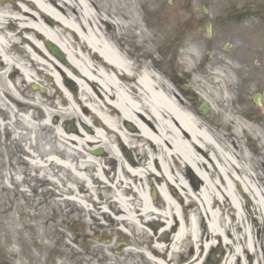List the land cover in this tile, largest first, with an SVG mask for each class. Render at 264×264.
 Instances as JSON below:
<instances>
[{
  "label": "bare ground",
  "instance_id": "6f19581e",
  "mask_svg": "<svg viewBox=\"0 0 264 264\" xmlns=\"http://www.w3.org/2000/svg\"><path fill=\"white\" fill-rule=\"evenodd\" d=\"M11 1L10 5L9 0L0 3V84L7 85L8 73L17 75L19 90L20 85L37 81L36 75L49 73L51 62L58 61L43 42L51 44L65 60L66 65H60L71 73L67 78L60 72L54 82L76 84L79 98L75 103L84 112L75 114L62 99L66 111L62 115L73 116L86 129L83 116H90L94 126L76 135L55 129L53 141L65 152L28 151L31 149L26 144L20 146V167L27 157L34 166L46 163L72 178L63 183L67 185L62 190L72 196L71 201L60 199L46 205L53 211L65 203L71 213L70 204L76 203L80 211L87 209L91 215L110 219V214L111 227L126 228L124 232L133 237L124 254L127 259L117 262L106 257V264H201V255L213 247L214 240L227 250L223 264H263L264 254L258 250L253 232L259 226L264 231V140L255 144L264 128L253 127L233 104V77L241 67L214 54L206 73L192 79L199 101L208 102L210 115L220 119L212 123L197 113V103L185 100V92L171 87L170 77L155 70L152 54L164 61L162 48L153 47L159 42L157 36L148 41L142 32L136 35L141 31L137 6L145 10V0H19L20 6ZM171 33L167 23L161 34L166 37ZM139 38L140 47L148 44L149 49L143 53L128 50L129 40ZM203 51L202 44L191 40L185 51L187 65L192 67ZM147 59L152 60L151 66ZM64 90L70 92L67 87ZM260 105L264 113V97ZM51 107L58 108L53 102ZM23 121L27 124V117ZM120 122L132 125V131L121 129ZM13 127L8 124L10 131ZM16 135L18 140L23 138L21 133ZM241 140L253 142L255 150ZM97 145L106 149L104 162L116 169L111 177L113 187L108 188L104 180L111 172L100 171L102 156L95 157L92 149L87 150ZM124 149L136 159L124 161ZM71 156L77 157L76 163ZM51 170L55 173L53 167ZM12 173L15 177L21 174L19 168ZM193 175L198 185H192ZM50 186L54 195L59 192L56 184ZM97 187L111 195L98 197L96 202L78 196L84 192L97 198ZM41 193H47L45 184ZM49 211L45 207L37 212L35 233L39 236L43 225V233L55 227L46 222ZM12 213L18 220L9 218L3 225L7 233L17 235L24 213L15 204ZM154 225L159 226L158 234L148 235L145 229ZM58 228L66 237L68 231L60 225ZM73 256L79 264L94 262L93 258H77L76 253L68 257ZM133 258L138 261L133 263Z\"/></svg>",
  "mask_w": 264,
  "mask_h": 264
},
{
  "label": "rangeland",
  "instance_id": "374dc122",
  "mask_svg": "<svg viewBox=\"0 0 264 264\" xmlns=\"http://www.w3.org/2000/svg\"><path fill=\"white\" fill-rule=\"evenodd\" d=\"M145 1L147 4L145 10L139 5L137 6L138 22L140 24L141 31H137L136 35L138 36L139 32H142L147 37L148 41L153 40L157 36L159 42L155 46H153L154 49H156L155 47L158 46V44L163 43L161 51L163 52V54L168 55V57L164 58V61L161 63L159 61L158 55H156L155 52L152 54L153 60L156 62L157 65V68H155V70L157 72L165 73L168 78L170 77L172 81H174L176 85H179L181 83H186L187 85H189L187 88L188 90L185 92L187 95H192L193 99H186V101H188L190 104L197 103L194 105L197 113L202 117L208 118V120L212 123H217L220 119L217 116H211L210 114H212V111L208 110L209 112L207 113V115H202L198 112V107L205 102L199 101V96L197 95L196 90L194 89L191 82L197 74L206 73V71L208 70L209 63L211 61V57H213L214 54L217 55L219 59L227 57L229 61H231V63H234L235 65L241 67V71L236 73L233 77V104L235 103L234 106L236 105V107L241 108L242 112L251 120L250 123L253 127L264 128V113H262V111L260 110L263 107H254L251 103V98L255 93H260L264 97V0ZM229 5L233 6L236 10L240 12L242 7L247 8V12H249L250 15H247L246 17L242 15V18L238 20V24L231 23L228 24L226 27L219 26L217 28H214V32L210 38L211 40L206 39L202 20H210L211 18L213 19L215 16H217L216 14L218 13V10H223ZM203 6L208 9V16H202L201 10ZM112 22L114 23V21ZM147 23L149 24L148 27L145 26V24L147 25ZM167 23H170L173 32L169 36L165 37L161 34V31H163ZM218 23L219 25H222V19ZM157 31L159 33L156 34ZM191 40H196L200 44H202L204 51L202 52L196 63L192 67H189L185 61V51L188 43ZM140 46V38L138 40H129L128 42V50H136L139 53H143L146 52L147 49H149L148 44L145 45L146 47ZM246 46H250L255 49H260L262 51L261 56H257L252 50H250L249 52L247 50H243L242 47ZM178 49H180V51H178ZM151 61H146L147 65L151 66ZM60 64L61 63L59 61L56 63L51 62L49 66L51 71L49 73H46V75H36L35 79L37 81H34L33 84L24 83L20 85L19 90L17 89L18 86L16 85L19 80V77L17 75L11 76L9 78L10 83H7V79L5 78L4 82L7 83V85L0 84L1 87H5L9 91L11 86V95L13 96V98L11 99L12 104L10 105V109L7 106L9 104L6 101V106L10 110L9 112L11 114H0V125L8 126V124H21L22 128L20 129L24 134V137L21 142L24 144L28 143V149L30 148L32 150H40L42 152H48L52 149L55 151L63 150L65 152L63 148L58 146V144L54 143L53 141L55 129L60 130L62 133L64 132L76 135V133H85L87 129H91L94 127L93 124H91L92 119L90 118V116H83L84 124L87 127L86 129L84 128V126L80 125L73 116L62 115L66 112L65 108L61 104L62 99L70 104L71 109L75 114L83 115L84 112L75 103L76 98H79L77 95L78 88L76 87V84L74 85L73 83L74 90L72 91L70 87H67L66 82H64L63 80H60V83L54 82V80L59 79L60 72L67 78L69 75H71L70 70ZM47 78H50L51 80H53V82L49 81ZM31 84L35 85L37 87V90H32ZM169 84L171 85L170 82ZM175 84L174 86L171 85V87L177 89ZM64 87L69 88L70 92L65 93ZM39 89H43V92H40ZM52 102L58 106L57 109L51 107ZM208 106L211 107L210 104L207 102V107ZM27 112L30 114H28V116L30 117L31 121H28V123L26 124L23 119ZM19 113H23L24 116H20ZM9 116L10 120H8ZM2 119L4 120L2 121ZM63 121H65L64 125H62ZM69 122H73L75 133L68 131L67 125ZM118 125L121 129L128 130L126 124L120 122ZM18 128L19 126H17L16 130H18ZM97 130L101 131V128L98 127ZM7 135L8 133L6 134V132H1L0 129V206L3 207L0 209V211H3L0 214V224H3L5 220L8 221L9 218H14L15 220H18V216L16 214H13L11 211L13 204L18 205V207L21 208V211L24 210L27 215L36 216L38 211L36 203L38 202L37 199L39 200L42 197V195L40 194L42 189L34 187V185H31V183L40 182L43 184L44 179L43 176H40L41 179H39L38 177L31 175L30 171L33 172V170L28 168V166L19 169V172L22 173L23 171V174L16 176L14 178L15 181L10 179V176L14 175L12 173V167L15 164L14 160L16 158L14 157L16 156V151L18 150V145L15 142L18 141H13L12 137L7 138ZM263 140L264 132L262 134V138L255 141V144L258 145L260 142H263ZM241 144H247L251 147L252 150H255V144L253 142L249 141L246 143L245 140H241ZM99 148L100 145H97L89 147L87 148V150ZM103 151L104 152L101 158V162L105 160L104 153L106 149H103ZM71 158L74 159V163L77 162V157L71 156ZM135 159L136 157L134 158V155L129 152V149H124V161ZM257 160L258 158H256V162ZM44 167V171L47 174L50 172L51 167L55 169V174L57 175L58 181L61 182V186L64 182L67 183L66 180L70 181V179H72L70 176L69 179L68 174L65 171H60L59 168L56 169L54 166L49 164ZM110 167L114 170V166L111 165ZM62 173L65 174L64 177L62 176ZM30 177L34 178L35 180L30 181ZM191 178L192 180H196V177L194 175L191 176ZM16 183L20 187L19 190L16 188L18 187L16 186ZM144 183H148V180L144 181ZM193 183L194 182L192 181V185ZM66 185H63L61 189L59 188V193L61 192L65 194L64 191L62 192V190L65 188ZM95 190L97 193V198L95 196H91L89 198L84 192L80 194H83V199L85 197L86 199H90L94 202H96V200L100 201V197L106 198L111 195V192L101 191V188L98 187ZM20 193H25L27 195L30 194V202L27 204H24V202L22 203L23 198H21L22 195ZM176 193L178 194L177 191ZM65 205L67 204L60 203V206L62 207H64ZM70 206L73 209L71 211V214L68 212L67 207H64L63 210L57 208L56 213L54 214L56 217L52 218L53 215L48 212V218H46L48 219V222L51 223L61 224L62 222H64L66 223L64 228H67V225L69 223V221L67 222L68 216H71L73 218L72 221H74L75 223L73 225L75 227V230L84 231V233L88 234H93V232H97V237H99V239H95L94 242L90 240V242H88L90 247H81L79 243L73 245L74 248H72V251L76 253L77 258L86 257L89 260L95 257L93 259V264L108 263L106 262L107 260H104V256L107 255L108 259L112 257L117 262H124L125 259H127L113 252L105 253V250L107 249L109 244L112 247L109 246L108 248L116 251L117 243L119 242L117 240V237L118 235H120V233L118 232L116 227L110 226V219L112 216L109 219L105 216H100L99 214L91 215L89 214L91 211H88L87 209L80 211L78 209L79 204L76 203L75 205L70 204ZM87 208L91 209V206H88ZM188 211L190 210H187V212ZM187 215L190 216L189 213H187ZM31 219L32 217L28 218L25 222H23L22 225L24 227V231L27 230V232L25 231L26 234L28 233L29 235H35L34 224L36 223V221H34L33 219L32 221ZM258 223H260V221H258ZM109 226L111 228H109ZM154 228H157V226ZM0 233L3 234L4 231L0 230ZM102 234H106L108 237H110L109 243H100L104 241ZM133 235L139 241L142 240L141 236H139L138 234L133 233ZM253 237L255 241H258V250H260V252H263L264 254V240L261 243L262 238H264V231L262 230L261 226L254 230ZM68 239H71L70 235H68ZM125 240L129 239L125 237ZM213 242L215 243L216 240H214ZM82 243H85L84 240L82 241ZM27 245L31 247L34 246V244H31L30 242H28ZM36 246L38 245L35 244L34 247L36 248ZM95 249H98L99 251H95ZM49 250L50 249H48L45 256L49 255V257H51L52 259L56 257L50 255ZM72 251H70L71 254H73ZM213 252L218 256V263H220V260H222V258L220 257L223 256L225 251L220 249V247H215ZM95 253H98V255L95 256ZM12 256H14V254L12 253V251L9 250L5 241L0 239V264H12L13 262L10 260ZM131 261L136 263V261L138 260L132 259ZM75 262L76 264L80 263L77 262L76 259Z\"/></svg>",
  "mask_w": 264,
  "mask_h": 264
},
{
  "label": "flooded vegetation",
  "instance_id": "af4514ba",
  "mask_svg": "<svg viewBox=\"0 0 264 264\" xmlns=\"http://www.w3.org/2000/svg\"><path fill=\"white\" fill-rule=\"evenodd\" d=\"M243 10L238 11L236 10L233 6L227 7L223 10H218V13L216 14L211 22V26L214 28H217L218 26H227L228 24L232 22H237V20L242 18V15H246V11L244 8ZM222 19V25H219V21ZM7 134V133H6ZM12 137L13 140V135H7V138ZM13 141H18L15 142L18 145V150L16 151V158L14 169H17L20 165L19 162H21L22 155H21V145H24L18 138L16 137L15 140ZM29 199L23 197L22 203L27 204L30 202ZM54 200H56V197L53 192L48 193L46 196L41 197V199H37V201H40V205H37V208H45L47 207L48 210L52 211V209L49 207V205H46V203H52ZM41 206V207H40ZM24 207V206H23ZM25 208V207H24ZM36 209V208H35ZM28 219V217L23 220L25 222ZM69 228L71 226L68 225ZM45 229L44 227H41L40 233L41 235L39 236L38 241H34V234L29 235L28 233L26 234L27 230L24 231V227L22 225V229L20 231V237L19 239L15 242H8V244L12 245V248L10 250L14 252V256L10 258V260L13 262L12 264H76L74 256L69 259V253L71 250H69V246L71 242H73V238L70 240H66L64 238V235L59 234V228L57 226L54 227L52 231H48L46 233H43ZM60 237V240H59ZM64 239V240H63ZM28 242L31 244L38 245L36 248L34 246H28ZM67 242V244H65ZM20 246V247H19ZM49 250V254L52 256H56L53 259L49 257V255H46V252Z\"/></svg>",
  "mask_w": 264,
  "mask_h": 264
},
{
  "label": "water",
  "instance_id": "95a60500",
  "mask_svg": "<svg viewBox=\"0 0 264 264\" xmlns=\"http://www.w3.org/2000/svg\"><path fill=\"white\" fill-rule=\"evenodd\" d=\"M48 49L51 51V53L53 55H55L56 57H58V59H60L63 62V59L61 57V55L58 53L57 49L49 44H47ZM257 103V102H256ZM202 112H205L204 110ZM99 154V153H96Z\"/></svg>",
  "mask_w": 264,
  "mask_h": 264
}]
</instances>
